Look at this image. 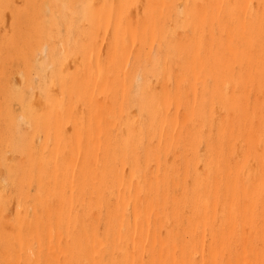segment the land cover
Wrapping results in <instances>:
<instances>
[{"label":"bare ground","instance_id":"1","mask_svg":"<svg viewBox=\"0 0 264 264\" xmlns=\"http://www.w3.org/2000/svg\"><path fill=\"white\" fill-rule=\"evenodd\" d=\"M0 264H264V0H0Z\"/></svg>","mask_w":264,"mask_h":264}]
</instances>
